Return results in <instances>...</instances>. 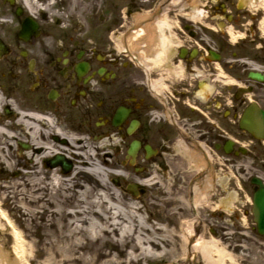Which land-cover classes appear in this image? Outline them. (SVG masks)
I'll return each mask as SVG.
<instances>
[{
    "label": "flooded vegetation",
    "instance_id": "obj_1",
    "mask_svg": "<svg viewBox=\"0 0 264 264\" xmlns=\"http://www.w3.org/2000/svg\"><path fill=\"white\" fill-rule=\"evenodd\" d=\"M181 1L75 0L68 8L70 0H38L31 15L24 0H0V127L16 135L13 148L34 153L41 149L30 144L28 128L13 125L22 115L48 135L59 121L65 132L116 133L127 146L139 143L137 161L145 156L148 122L162 110L167 148L181 139L226 171L231 200L218 214L226 213L230 238L258 234L249 225L250 199L264 189V140L241 121L264 111V10L259 0H200L196 9ZM46 2L63 8L62 18L44 10ZM162 12L171 44L160 54L151 48L131 56L128 34Z\"/></svg>",
    "mask_w": 264,
    "mask_h": 264
},
{
    "label": "bare ground",
    "instance_id": "obj_2",
    "mask_svg": "<svg viewBox=\"0 0 264 264\" xmlns=\"http://www.w3.org/2000/svg\"><path fill=\"white\" fill-rule=\"evenodd\" d=\"M74 1L70 0L68 8ZM24 2L27 12L33 15L38 0ZM198 2L182 0L179 5L196 9ZM257 6L264 10V0L257 1ZM42 8L57 19L65 12L63 8H53L49 2ZM162 16L164 12L150 27L140 26L128 34L125 44L131 56L141 57L153 49L160 54L171 44V39L163 35ZM150 90L159 94L157 88ZM22 116L13 125L28 128L30 144L41 151L13 149L10 140L16 135L0 127V136L5 138L0 142V162L4 164L0 170L19 173L15 178L0 180V264H247L245 259H236L224 241L205 238L204 221L197 210L209 201L216 184L224 187L225 183L221 176L216 178L217 169L200 149L183 148L181 139L174 144L177 154L193 163L196 172L201 171L186 190L181 189L184 196L173 183L164 181V166L158 165L157 169L135 178L136 184L151 190L156 188L140 204L123 187L107 181L111 176L129 178L126 165L118 164L113 158L121 143L116 133L105 134L100 141H90L73 130L63 131L64 122L59 121L57 126L48 125L52 132L48 135L40 131L36 120L30 123L24 119L26 115ZM33 116L38 119L39 114ZM158 118L157 123H161L162 110ZM51 134L67 142H56L49 137ZM166 148L163 142L160 151L155 150L163 165ZM52 154L69 158L70 171L48 166L45 160ZM170 170L179 173L178 169ZM230 200V196L219 199L223 211L229 209ZM8 205L19 208L20 221L11 217ZM191 210L196 211L192 217ZM36 220H40L43 234L34 230L27 235L19 225L24 221L32 225ZM37 234L39 238L34 239ZM260 247L262 252L255 251L253 258L264 264V242Z\"/></svg>",
    "mask_w": 264,
    "mask_h": 264
},
{
    "label": "rangeland",
    "instance_id": "obj_3",
    "mask_svg": "<svg viewBox=\"0 0 264 264\" xmlns=\"http://www.w3.org/2000/svg\"><path fill=\"white\" fill-rule=\"evenodd\" d=\"M67 18V17H66ZM64 20V19H63ZM65 25H59L61 27H66L68 26V20H66ZM60 28V27H59ZM165 123V121H163ZM148 126L150 127V134L147 138V143L150 144L153 148H156L159 150L161 144L163 142H166L167 146V141L166 139V133H164V127L163 124H158L156 121L153 122H148ZM95 132H86L82 133L81 136L90 138V141H100L101 138H97L96 140L92 139V135H94ZM2 137L0 141H2ZM121 140V148L119 151L116 152V157L114 156L113 158L116 159L118 164L122 165L124 164L125 161V167L128 168L129 172V178L127 180H123L122 177H114L111 176L107 178V181L109 183L116 184V186H121L125 189V191L129 194H131L135 199L138 201V203L142 204L143 202H146V200L149 199V195L152 194V191L155 192L156 188L151 190L149 187L143 185V184H138L136 187V194L131 193L130 191L127 190V185L129 183H134L136 184L135 178L138 177L139 175L143 174L145 175L148 173L149 170L151 169H157L158 165L164 166L163 174H165V180L167 184L173 183L175 187L180 191L179 193L184 196V192L181 191V189L186 190L187 187L191 184L192 181H195L196 178L195 176L200 173V171L196 172L198 169L194 168L190 162H187L184 157H182L181 154H177V149L173 148V150L166 148V160H164L165 165H163V161L160 159L159 154H156L152 160L147 161L146 156L143 157V154L139 155L140 158H138V164L135 167L130 166V164L127 162L125 154H126V146L127 143L129 142V139L123 138ZM160 151V150H159ZM141 157H143L141 159ZM111 158V156H110ZM129 164V165H128ZM3 162H0V168L3 166ZM220 166V164H218ZM144 168H141V167ZM136 167H138V170H136ZM3 168V167H2ZM170 169H178L179 173L173 174ZM161 173V172H160ZM226 173V171H221L220 168L216 171L217 177L219 178L222 174ZM224 175V174H223ZM19 176V173H14L13 170H9L6 172L3 171L2 169L0 170V180L6 179L7 177L10 178H15ZM117 178V183L114 182V179ZM175 180V181H174ZM161 187H163L162 183H158ZM165 184V182H164ZM226 191V190H225ZM223 191V188H220L219 185L216 184L215 190L213 191V194H211V198L209 199L208 202L204 203L202 206H199L197 213L199 214L200 218L204 221V229H205V238L209 239L211 237L224 241L225 245L230 248L229 250L231 253L234 255L236 259H245L243 260L244 263H253V264H260L258 260L254 259L253 257L255 256V251H261L260 243L264 242V239L261 238L258 234L255 232H252L251 230L248 231V233L244 236L242 235L240 238H230L233 233H231V229L228 228L227 224H224V219L226 218L227 220V215L224 213L223 215H219L218 212L219 210L213 209L214 206L219 204V199L223 196H226V192ZM2 199V192H0V200ZM5 207V206H4ZM7 211L11 215L13 219L19 220L20 217L18 216V207H14L13 205H8ZM149 211H151L149 209ZM218 211V212H217ZM196 214L195 210H191L190 216H194ZM188 215V212L186 213V216ZM18 218V219H17ZM252 219H249V225H252ZM40 220H36L32 225L29 224L28 222H23L19 223L21 227L24 230V233L27 235L29 234L30 231H37V233L43 234L42 231V226L39 223ZM224 226V227H223ZM216 235L214 234V231ZM217 230V232H216ZM2 233H0L1 235ZM34 239H38L39 236L38 234L33 237ZM227 243V244H226ZM253 250L254 252L252 253ZM147 264V263H144ZM150 264H155V263H150Z\"/></svg>",
    "mask_w": 264,
    "mask_h": 264
},
{
    "label": "water",
    "instance_id": "obj_4",
    "mask_svg": "<svg viewBox=\"0 0 264 264\" xmlns=\"http://www.w3.org/2000/svg\"><path fill=\"white\" fill-rule=\"evenodd\" d=\"M123 111L121 109L118 110L115 118H114V122H119L120 119L123 117ZM260 126L259 128H256L255 131H260L262 130V135L264 136V112L261 111L260 112ZM250 125L253 127V125H255L256 123H252V121H250ZM259 124L257 123L256 126H258ZM137 147V143H131L130 147L128 148V151L127 153L129 155H132L134 154L135 152V149ZM146 152L147 154H151L152 153V150L147 146L146 147ZM56 163H60L63 167V169L66 171L70 168V163L69 162H66L64 161L63 159V156L62 155H57L55 156L51 161H50V164L51 165H54ZM135 185H131L129 184L128 185V189L131 190L133 193V187ZM253 213H254V220L256 221L257 223V227H258V230L260 232H263L264 231V189L263 191L260 190L258 193H256L253 197Z\"/></svg>",
    "mask_w": 264,
    "mask_h": 264
}]
</instances>
